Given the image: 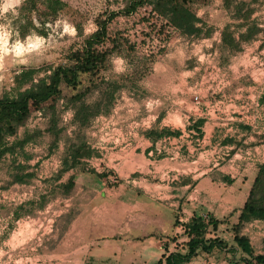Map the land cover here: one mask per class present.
Listing matches in <instances>:
<instances>
[{
  "label": "rangeland",
  "instance_id": "rangeland-1",
  "mask_svg": "<svg viewBox=\"0 0 264 264\" xmlns=\"http://www.w3.org/2000/svg\"><path fill=\"white\" fill-rule=\"evenodd\" d=\"M22 1L0 0V97L16 95L49 73L52 67L63 63L64 55L76 48L83 39V36H78L76 25L87 36L95 30L94 19L98 14L105 15V11L117 10L122 5L121 0H65L68 7L57 15L45 18L38 12L32 14L38 27L46 28V36L32 33L20 39L11 29L6 13L14 11ZM189 1L202 21L200 25L203 32L198 37L186 36L165 26L163 21L149 13V8H141L130 15H117L111 22L110 33L118 32L128 42L122 41L120 52L110 57L109 69L100 73L105 78L117 79L125 85L116 93L113 106L107 114L97 115L83 128L73 122V110L65 102L69 96L90 83L92 78L82 75L81 84L76 89L62 85L60 98L43 104L41 109L32 108L14 134L0 135V147L4 143L16 142L18 145L14 153L0 156V264H53L58 242V237L51 232L54 218H59L57 221L63 226L62 222L87 211V208L89 212L94 211V205L91 207L93 197L89 196L95 192L89 190L84 199L79 198L82 192L69 199L71 193L64 194L53 185L52 178L59 170L50 172V167L46 165L51 159L60 161L58 169L68 164V145L79 138L87 146H93V157H98L97 148L125 155L146 137V131L160 129L159 122L171 106V95L176 93L174 89L198 83L195 90L200 97L211 89L225 90L229 84H233L228 80L232 75L241 77L242 84L248 88L249 97L245 105L249 112L245 113L248 116L245 120L253 124L262 122L258 118L260 110L255 112L249 106L252 100L255 102L258 99L257 95H260V88L264 84V0H236L243 3L241 14L252 9L247 21L242 16L237 18L232 8L226 10L222 0ZM240 23H244V26H238ZM226 25L229 32L237 36L245 31L246 25H256L259 31L253 38L244 41L246 49L230 53L222 43V32ZM160 47L163 48L161 52ZM145 58L147 73L143 66ZM137 70L143 71L139 78H136ZM202 77L205 80L200 85ZM95 97L93 93L86 100L92 102ZM51 106L56 110L57 127L61 128L57 138L47 131ZM169 123L175 125L179 121L170 120ZM230 157L228 148L209 153L200 159L201 169H214L222 164L226 166L225 162ZM126 161L92 158L83 160L75 168L78 172L91 171V176L87 178L91 186H95L96 178L93 175L98 174L97 171L104 173L103 187L106 190L107 186H120L121 200L128 207L131 206L127 214L132 215L137 213L133 206L138 198H142L140 200L145 203L161 201V190L149 188V185L159 186L162 180L153 172H132L135 166ZM220 173L219 170H211V178L218 179ZM244 173L245 182L250 183L255 176L253 171L248 169ZM16 175L23 180L13 182ZM67 175H62V179L70 176ZM73 176L75 179L79 175ZM77 183L83 182L78 180ZM173 209L174 226H183L185 216L182 208ZM233 212L223 216L222 225L216 231L229 244L233 237L231 227L237 221V218H231ZM183 232L180 235L185 238ZM242 232L249 237L255 251L262 253L264 222L253 229L244 226ZM177 237L181 238L179 234H170L163 243L171 246ZM172 248L176 249L177 246L173 245Z\"/></svg>",
  "mask_w": 264,
  "mask_h": 264
},
{
  "label": "crops",
  "instance_id": "crops-1",
  "mask_svg": "<svg viewBox=\"0 0 264 264\" xmlns=\"http://www.w3.org/2000/svg\"><path fill=\"white\" fill-rule=\"evenodd\" d=\"M234 37L238 39L237 35ZM244 43L240 42V49H246ZM200 80L201 85L205 77ZM228 80L233 84H229L225 90L207 91L205 95H200L199 103L193 101L198 83L174 89L176 93L171 95V106L161 118L159 128L177 130V135H164L154 142L143 137L133 150L122 156L106 148V151H100L96 147L98 157L89 158L101 161L103 158L112 161L124 159L135 166L132 172H153L161 178L162 183L155 187L149 185V188L161 190V201L145 203L140 200L142 198H138L133 206L137 213L129 215L127 213L131 206L128 207L121 200V187L107 186V190L103 187L104 173L97 171L98 174L93 175L96 178L95 186H91L87 179L91 176V171L78 172L76 168H72L66 172L67 176L79 175L74 179L69 199L80 192L83 194L79 198L84 199L91 190L95 192L89 196L93 197L91 207L94 205V211L89 212L87 208V211L62 222L63 226L57 221L59 218H54V229L51 232L58 237V242L55 245L53 264H155L165 250H182L183 242L186 241L184 227L174 226L173 207L182 208L185 216L183 220L187 221L193 212H200L220 220L219 225H222L223 216L235 209L237 210L232 213L231 218H237L253 181L245 182L244 171L251 169L255 175L257 165L264 162V84L260 88V95H257L258 99L255 102L252 100L249 106L255 112L260 110L258 118L262 122L253 124L245 120L248 119L245 113L249 112L245 105L249 97L248 88L237 75L230 76ZM198 119L204 121L199 127L201 135L194 128ZM170 120H178L179 123L172 125ZM225 139L232 142L224 144ZM90 148L93 149V146ZM222 148H228L231 154L225 162L226 166L213 165L214 169L202 170L200 159L209 153L220 152ZM89 159H81L79 164ZM215 169L229 175L233 182L227 184L220 179L211 178V170ZM65 179L66 177H61L54 184L64 182ZM78 180L83 183H77ZM178 220L182 222L181 218ZM261 222L264 221L254 222L249 228L253 229ZM182 232L185 238L180 235ZM170 234H179L181 237H177L171 246L163 243ZM180 242L179 246L176 245ZM173 245L177 248H172ZM239 254L215 250L209 254L200 253L186 264H245L238 259Z\"/></svg>",
  "mask_w": 264,
  "mask_h": 264
},
{
  "label": "trees",
  "instance_id": "trees-1",
  "mask_svg": "<svg viewBox=\"0 0 264 264\" xmlns=\"http://www.w3.org/2000/svg\"><path fill=\"white\" fill-rule=\"evenodd\" d=\"M122 5L117 10L105 11V15L98 14L94 19L96 28L89 35L84 36L79 25L75 26L78 36H83L79 45L71 49L64 55L65 61L52 67L45 76L39 78L31 86L19 91L14 96L2 95L0 97V135L14 134L18 126L22 125L31 109H41L43 104L60 98L62 95V85L76 89L82 80V75H88L92 79L88 85L75 92L66 99L65 104L73 110V122L77 127H87L92 119L99 114H107L112 106L116 93L123 85L117 79L105 78L100 75L101 71H106L110 66V57L120 52L122 41L128 39L120 37L118 32L109 31L111 22L117 15H130L141 8H149V13L153 14L165 26L171 27L186 36H200L203 27L200 25L201 19L191 7L189 0H121ZM226 10L232 8L237 18L243 17L248 20L252 9H248L245 14H241L243 3L236 0H222ZM68 7L65 0H23L15 7L14 11H9L6 16L11 29L20 39H24L32 33L46 36V28L38 27L32 14L40 13L45 18L57 15ZM29 18V19H28ZM41 24V23H40ZM244 26V23L238 24ZM245 31L239 33L236 39L228 26L222 32V43L230 49L237 51L240 49V42L253 38L259 31L256 25L249 26ZM159 51H163L160 47ZM143 66L147 73V58L144 59ZM142 70H137L136 78L141 77ZM95 93V100L88 102V95ZM51 116L47 131L57 138L61 128L57 127L56 110L51 106ZM203 119H198L194 123V128L198 129L201 135L200 126ZM179 131H169V129H150L145 135L151 141L161 138L164 135H177ZM224 144L232 142L230 139L223 140ZM18 145L16 142L4 143L0 147V156L5 153H14ZM69 163L59 169L52 178V182L59 180L68 170L75 168L81 159L93 157V149L86 145V142L79 138L77 142L68 145ZM67 160V159H66ZM101 177V175H98ZM218 179L230 184L233 179L229 175L220 173ZM21 176L13 177V182L22 181ZM74 184V176L70 175L64 182L56 183L62 193H70ZM264 221V162L257 165V171L248 190L247 197L239 209L237 221L233 223L232 243H227L225 239L218 236L216 231L220 220L211 215L204 218L202 214L193 212L191 217L184 223V234L187 237L183 243V249L165 252L155 264H186L200 253H212L215 250L233 251V254L240 253L238 259L245 264H264V244L263 252L255 251L250 239L242 232L244 226Z\"/></svg>",
  "mask_w": 264,
  "mask_h": 264
},
{
  "label": "built area",
  "instance_id": "built-area-1",
  "mask_svg": "<svg viewBox=\"0 0 264 264\" xmlns=\"http://www.w3.org/2000/svg\"><path fill=\"white\" fill-rule=\"evenodd\" d=\"M193 101L195 103H199L200 102V97L198 94H194L193 95ZM59 164H60V161H56L55 159H51L50 163L49 164H46L47 166L50 167V172H57V170H59ZM51 174V173H50ZM204 218H207L206 215H203ZM187 221V220H185Z\"/></svg>",
  "mask_w": 264,
  "mask_h": 264
},
{
  "label": "clouds",
  "instance_id": "clouds-1",
  "mask_svg": "<svg viewBox=\"0 0 264 264\" xmlns=\"http://www.w3.org/2000/svg\"><path fill=\"white\" fill-rule=\"evenodd\" d=\"M6 8H7V5L5 6V10H6ZM19 50V49H18Z\"/></svg>",
  "mask_w": 264,
  "mask_h": 264
}]
</instances>
